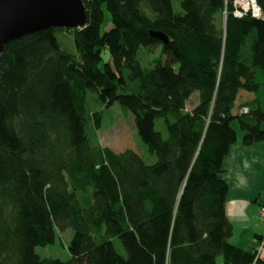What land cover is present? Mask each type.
<instances>
[{
    "label": "trees",
    "instance_id": "obj_1",
    "mask_svg": "<svg viewBox=\"0 0 264 264\" xmlns=\"http://www.w3.org/2000/svg\"><path fill=\"white\" fill-rule=\"evenodd\" d=\"M83 1L81 29L30 34L0 56V264H264L228 243L223 179L234 122L243 145L264 141L259 102L237 107L262 87L264 20L235 17L234 0H181L182 14L172 0ZM159 46L166 61L144 68L139 50ZM89 92L135 116L156 163L91 143ZM68 230V261L36 252Z\"/></svg>",
    "mask_w": 264,
    "mask_h": 264
},
{
    "label": "crops",
    "instance_id": "obj_2",
    "mask_svg": "<svg viewBox=\"0 0 264 264\" xmlns=\"http://www.w3.org/2000/svg\"><path fill=\"white\" fill-rule=\"evenodd\" d=\"M261 88L256 93L242 91L237 107L247 103L259 102L264 110V75L257 73ZM195 96V95H194ZM199 96L188 109L197 104ZM237 132V143L225 159L223 179L229 186L226 202V215L232 227L228 243L245 253H259L264 262V249H260L259 238L262 235L264 220L261 208L264 206V141L251 146L243 145L245 132L238 122L233 123ZM264 130V125L261 126ZM223 258L219 264H223Z\"/></svg>",
    "mask_w": 264,
    "mask_h": 264
},
{
    "label": "rangeland",
    "instance_id": "obj_3",
    "mask_svg": "<svg viewBox=\"0 0 264 264\" xmlns=\"http://www.w3.org/2000/svg\"><path fill=\"white\" fill-rule=\"evenodd\" d=\"M174 11L182 14L181 0H172ZM57 37L63 48L69 52H75V46L71 35L65 34L63 30L56 32ZM139 59L144 68H153L154 62L158 59L166 61V56L162 53L159 46L156 49L141 48L139 50ZM108 60V56H105ZM192 97V102L196 99L198 93ZM88 114L86 132L92 144L99 142L103 147H109L116 153H122L128 149L135 151L144 161L151 165L156 163L157 156L150 153L147 145L141 140L135 124V116L132 113H126L118 104L106 108L100 101L97 93L89 92L87 96ZM190 102V103H192ZM102 112L101 124L97 129L93 119V113ZM156 130L167 139L168 132L164 123V119H157ZM262 236V235H261ZM73 237L72 230L59 235L55 244L47 247H38L36 252L42 257L57 258L62 261L70 259L69 245ZM260 242V241H259ZM116 246L119 252L122 251V244L117 241ZM257 258H259V253Z\"/></svg>",
    "mask_w": 264,
    "mask_h": 264
},
{
    "label": "water",
    "instance_id": "obj_4",
    "mask_svg": "<svg viewBox=\"0 0 264 264\" xmlns=\"http://www.w3.org/2000/svg\"><path fill=\"white\" fill-rule=\"evenodd\" d=\"M86 19L83 0H0V56L12 41L49 29L82 28ZM151 34L169 42L163 33Z\"/></svg>",
    "mask_w": 264,
    "mask_h": 264
},
{
    "label": "built area",
    "instance_id": "obj_5",
    "mask_svg": "<svg viewBox=\"0 0 264 264\" xmlns=\"http://www.w3.org/2000/svg\"><path fill=\"white\" fill-rule=\"evenodd\" d=\"M234 16L238 17V16H244L247 14L252 15L255 18L264 20V11L262 9V7L260 6L258 0H247V3H242V0H234ZM81 29V28H80ZM242 113H248L249 109L248 108H243L241 110ZM261 214L264 220V206L261 208ZM263 238L262 241H260V249L263 250L264 249V227H263V232H262V236ZM255 264V263H253Z\"/></svg>",
    "mask_w": 264,
    "mask_h": 264
},
{
    "label": "bare ground",
    "instance_id": "obj_6",
    "mask_svg": "<svg viewBox=\"0 0 264 264\" xmlns=\"http://www.w3.org/2000/svg\"><path fill=\"white\" fill-rule=\"evenodd\" d=\"M245 2L247 3V0H242V3H245Z\"/></svg>",
    "mask_w": 264,
    "mask_h": 264
}]
</instances>
